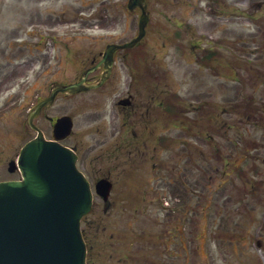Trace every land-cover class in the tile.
Segmentation results:
<instances>
[{"label": "rangeland", "instance_id": "1", "mask_svg": "<svg viewBox=\"0 0 264 264\" xmlns=\"http://www.w3.org/2000/svg\"><path fill=\"white\" fill-rule=\"evenodd\" d=\"M124 1L44 0L42 9L45 10L46 16L44 17L49 28L48 32L52 33V36L55 35L54 33H60L61 36L58 37H63V41L59 42L57 38L53 40L55 45L50 40L47 41L50 58L46 62L33 57L30 64L15 67V76L10 83L16 95L14 133L9 130L13 123L12 120L4 121L7 123V129L2 128L3 123H0V180L19 177L18 172L11 174L6 171V168L9 157L16 156L21 145L34 136L24 120L30 105L41 96H46L43 88L50 81L73 80L75 65L67 58L69 56L67 47H81L94 42L95 38L91 41L81 36L99 35L102 30L113 31L111 35L108 34L110 36L103 37L106 40L117 41L116 37L119 36L121 38L119 42H124L134 36L139 13H128ZM260 1L262 0H223L220 6L212 5L215 15H210L208 10L196 15L193 9L190 10L194 0H190L186 6L181 8L178 6L171 8L168 2L156 7L152 0L148 1L151 18L147 27V35L138 47L139 55L131 56L135 58V61L142 60L144 66L148 65L149 68H153L151 67L153 64L159 67L157 74L160 92L176 91L194 101L206 97L207 105L210 106L207 115L214 113L217 103H223L224 114L220 116L224 126L222 132L224 133L225 127L231 124L239 129V134L228 132L229 139L232 138L236 145L233 147L231 142L223 141L221 146L224 161L216 162L207 158L208 166H213L211 169L208 167L209 170L206 169L207 165L201 159L190 160V165L187 161H184L182 165L181 163L176 165L180 173L175 179L186 180V189L179 183L171 187L167 181L172 178L162 169L161 175L166 176L165 181L161 180V182L155 181L154 183V179L144 176L117 179L119 181L117 190L111 195L113 206L107 216L101 212L99 215L96 214L95 217H101L102 221L94 224V227H99L101 230L107 225L108 219L113 217L117 218L116 226L122 229L123 234L118 232L111 239L108 232L103 234L102 231H98L102 237L98 238L97 248L113 255V260H104L101 264H121L118 261L124 257L127 259L129 250L138 249L141 250L138 260H130L127 264H159L158 253L163 247L154 240L157 233L154 231L160 227L156 225L155 229H152L154 218L157 217L172 219L169 246L172 253L169 264H264V182L259 181L264 179V166L261 167V173L254 181H248L245 177L240 181L235 174L238 171L237 168L240 169L242 166L244 172H240L239 175L248 174L247 177L250 178L249 168L252 162L264 165V29L259 30L255 25L254 28L253 22L251 23L249 19L252 15L256 17L254 24H259L257 17L260 11L259 9L256 11L251 5L258 4ZM30 3L31 1L0 0L1 27L8 30V25H12L9 20L11 12L29 9ZM201 6H206L204 1L201 2ZM236 8L239 11V17H225L226 13H231L232 10L235 12ZM95 10L102 12L106 10L108 14L105 18L99 16L93 18ZM157 13L165 17V20L169 17L171 20L174 19L179 25L181 23L176 20L184 15L186 23L182 25L179 32L175 33L171 29L172 24L169 25L165 20L155 21L154 17ZM261 19L264 20V16ZM86 25L95 26L94 33L88 31L84 35L85 30L69 33L73 28ZM164 26L166 28H163ZM190 26L193 31L188 28ZM66 35L78 38L70 41L69 37L65 38ZM112 36L115 39H112ZM207 48L219 49V54L216 56L219 57V63L216 64V69L199 68L200 62L196 63L197 56H202ZM253 50L256 54H252ZM239 84L244 87L240 89ZM122 88L119 86L118 92L122 93ZM24 89H27L26 92ZM251 95H253L251 108H235L247 101L245 99ZM91 98L92 95L78 98L57 97L55 102L46 109L45 114L51 118L71 115L75 121L74 129L83 130L87 127L85 125L87 116L94 112L91 109V104H93ZM207 105L201 112H191L189 117L205 114ZM97 113L103 115V111ZM247 115L249 121L245 119ZM213 116L215 115L212 114ZM110 120V116L107 115V121ZM35 124L50 137L49 121L38 118ZM114 126L119 130L116 123ZM195 128L197 129L194 131L201 132L204 129L203 123L201 122V127ZM207 130L211 135L213 134L212 144L217 142L215 140L218 135L215 130L211 127ZM104 132L101 137L111 136L109 127ZM179 134L180 131L177 129L167 133L172 136H179ZM192 134L194 133H190V139L194 138ZM97 136L94 133L88 134L87 137ZM196 141H189L191 146L193 144L197 146H192V149L190 147L191 152H185V154L188 153L187 156L195 155L200 158L199 147L207 154L212 151L209 147L211 141L208 144L204 143L205 145L200 140ZM219 142L220 139H218ZM181 148L184 149L183 146ZM171 150L170 147L160 146V163L165 166L173 165L177 161L179 151L172 152ZM180 153L183 156V151ZM247 155L250 156L248 165L244 161ZM226 159L230 162L236 160L234 164L227 165L225 164ZM233 165H236V168L233 169ZM193 166H196L197 170H192ZM184 170L185 174H182ZM181 175L183 177H180ZM200 175L205 177L200 178ZM260 184L261 187H259ZM147 187L152 190H148ZM153 201H155L154 204ZM159 202L166 210L158 208ZM95 203L99 210H102L101 199L96 198ZM137 203L140 204L137 206ZM127 226L138 233L136 238L132 232L128 231L129 228L126 229ZM143 228L150 231V237H145L140 242ZM131 236L133 244L125 245L124 237L131 238ZM257 242H259V247L255 245ZM100 255L103 259L108 254L102 252Z\"/></svg>", "mask_w": 264, "mask_h": 264}, {"label": "flooded vegetation", "instance_id": "2", "mask_svg": "<svg viewBox=\"0 0 264 264\" xmlns=\"http://www.w3.org/2000/svg\"><path fill=\"white\" fill-rule=\"evenodd\" d=\"M18 1H31L29 9H19L11 12L9 20L12 22V25H8V30L0 25V123H3L2 128L7 129V123H4V121L12 120L13 123H11V129H9L12 133H14L16 95L12 90L13 86L11 87L10 83L15 76V67L30 64L33 57L36 60L42 59L43 62H46L50 58L47 51V41L50 40L51 43L55 45V43L48 38V27L46 18L44 17L46 14L45 10L42 9V2L44 0ZM152 1L156 7H160L162 4L168 2V6H171V8H175L176 6L181 8L186 6L190 0ZM202 1L205 2V7L201 6ZM222 1L223 0H194L191 4L192 8H190V10L193 9L196 15L206 10H208L210 15H215L212 5L220 6ZM262 2H264V0L260 1V3ZM146 4L148 6V0H146ZM18 5L21 6L20 3H18ZM257 6L260 7V4ZM132 12L137 13L138 9L136 8ZM107 14L106 10L103 12L101 10H95L92 17L99 16L100 18H105ZM229 16L235 18L239 17L238 9L236 8L235 12L232 10L231 13H226L225 17ZM263 16L264 14L259 15L260 18ZM154 18L156 19H154L155 21L165 20V17L163 18L159 13H157ZM166 19L167 20L165 21L169 23V25H175H170L175 33L179 32L184 26L183 24L186 23L184 15L176 20L179 21L181 25H179L178 22H175L174 19L171 20L170 17ZM251 19L254 20L252 17ZM1 22L4 23L5 21ZM148 25L149 23L145 28V36L138 44L131 48L116 49L107 65L104 63L101 64V66H98L93 72L86 76L85 80L87 83L98 82L103 77V81L99 87L69 96L78 98L81 96L92 95L91 99L93 104H91V109L94 110V112L87 116V122H85L87 127L85 129L75 130L74 126L71 133L67 137L62 138L59 142L65 147L70 148L76 154L77 167L89 182L90 189L93 193H95L97 182L100 180H106L110 183L109 200L106 203L102 202V210H99L98 205L94 203L91 212L81 221L82 236L86 244L87 264H101L104 260H113V255L111 253L97 248V241L100 236L102 237V235L98 234V231H102L103 234L108 232L111 239H113L118 232L122 233V229L116 226L117 218L112 217L108 219L107 225L102 227L101 230H99V227L95 228L94 224H99L102 221L101 217H95L96 214L99 215L101 212V214L104 213L107 216L111 210L113 206L111 195L117 190L116 188L119 183L117 179H125L128 176H144L154 179V183L155 181L161 182V180L165 181L164 177L166 176L164 174L161 175V169L164 172H168L171 178L172 176H179L178 174L180 173V170L176 168V165H179L180 163L182 165L184 161H187L190 165V161H188V159L190 160V155L187 156L188 153L185 154L187 151L191 152L190 147L192 149L193 146L189 143V141H191L188 137L189 133L193 129H197L195 127H201V122L204 126L201 133L204 130L206 131L210 126H214L215 129L219 131H222L223 129L222 117L220 118L223 114V103H217L215 105V116L212 117V111L210 115H207L208 107L210 106L207 105L208 101L206 100V97L194 101L180 93H171L168 91L160 92L157 74V69L159 70V67L153 64L151 66L153 68H149L148 65L144 66L142 60L135 61V58L132 57L134 55H139L140 51H138V47H140L147 35ZM160 27L162 26L160 25ZM94 28L96 27L86 25L77 27L76 29L82 31L85 30L83 33L85 35L88 31L94 33ZM163 28L166 27L164 26ZM188 28L193 31L191 26ZM137 30L138 25L135 27L134 37L137 35ZM112 32L113 31L102 30V33L99 35H82L81 38L86 40L92 41L93 38L96 40L81 47H67L69 48L67 50V52H69L67 58L75 65L73 80L67 82L51 81L48 85L44 86L43 91H46V94L49 96L52 85L55 86V89L58 85L68 84L78 80L84 71L96 67L99 62H101L102 54L106 46H120L127 42H119L121 39L119 36H117L118 38L116 37L117 41L106 40V38H103L110 36ZM109 33L110 35H108ZM67 37H69L68 39L70 41L78 38L76 36L70 37L66 35L65 38ZM99 39L101 41H97ZM112 39L115 38L112 36ZM201 61L202 59H196V63L200 62L199 68L204 67L205 69L210 70L211 68L216 69V64L219 63V57L214 59V65H209L206 62L202 63ZM119 86L123 87L121 90L122 93L118 92ZM25 90L24 92H26ZM65 96L68 95L57 93L55 98ZM206 105L207 108L205 114L193 118L189 117L191 112H201ZM99 111H103V115L98 114L97 112ZM107 115L110 116V121H107ZM203 115H205V117H202ZM38 118H44L49 121L50 127L56 119L54 118L51 120V118L45 114V108L41 109L40 114L37 116V119ZM98 119L100 120L97 121ZM90 122H93V124H90ZM115 123L119 126V130L115 128ZM108 127L110 128L111 136L101 137L104 135V131H106ZM176 129L180 131L179 136L167 135L169 131H175ZM94 133L98 136L87 137L88 134ZM47 139L51 140L52 136ZM196 140H200L203 144H207V139L197 138L195 141ZM160 146L166 148L170 147L172 152L179 151L177 161L173 165L165 166L163 163H160ZM182 146L184 147L183 150L182 148L180 149ZM13 150L14 149L12 148V151ZM181 151H183V156H181ZM15 157L16 156L9 157L8 159L6 168L8 173H16L15 168L12 165ZM167 169L168 171H166ZM182 174H185V170ZM180 177L183 176L181 175ZM146 181L147 179L145 182ZM167 183L171 187H174V178L168 180ZM147 189L152 190L150 187H147ZM94 197L97 198V196ZM154 202L155 201H153V204ZM139 204L140 203H137V206ZM159 207H161L160 203L158 204V208ZM161 209L163 211L166 210L163 206ZM169 212L171 213V210ZM122 220L128 221L124 219ZM171 220V218L167 217L164 219L160 217L154 218L152 229H155L154 227L156 225L160 227L158 230L155 229L156 231H154L155 233L157 232L154 240L163 247L158 253L159 259L157 261L159 264H169L171 258L172 252L169 250L171 244L170 237L172 234ZM128 228L130 229L128 231L132 232V235H135L136 238L138 233L133 231L131 227L127 226L126 229ZM161 228L163 229L161 230ZM149 232L150 231H146L145 228L141 229L140 242L143 241L145 237H150ZM128 237H124L125 240L123 241L125 242V245L131 246L133 244V237ZM151 238H153V236ZM102 252L108 254L107 257L102 259L100 255ZM153 253L154 250L152 251V254ZM140 255V249L136 251L129 250L127 259L124 257L118 262L121 264H127L130 260L137 261ZM139 262L142 263L141 260H139Z\"/></svg>", "mask_w": 264, "mask_h": 264}, {"label": "water", "instance_id": "3", "mask_svg": "<svg viewBox=\"0 0 264 264\" xmlns=\"http://www.w3.org/2000/svg\"><path fill=\"white\" fill-rule=\"evenodd\" d=\"M143 0H129L127 8L139 6V35L126 46L139 41L144 33L147 12ZM115 47H108L104 60ZM75 83L60 86L50 98L39 102L27 116L37 135L20 150L17 166L21 179L0 182V264H85V245L80 220L91 209L88 183L75 166V156L55 142L45 141L32 124L41 107L54 93H77L96 85L84 84L85 75ZM99 85V84H98ZM71 121L60 118L54 137L69 132ZM108 184L98 183L96 193L104 200Z\"/></svg>", "mask_w": 264, "mask_h": 264}, {"label": "trees", "instance_id": "4", "mask_svg": "<svg viewBox=\"0 0 264 264\" xmlns=\"http://www.w3.org/2000/svg\"><path fill=\"white\" fill-rule=\"evenodd\" d=\"M247 117V116H246ZM220 158V156L218 155L217 156V159H219ZM226 162V161H225ZM240 174V173H239ZM238 176V178H240L239 180L241 181L242 180V178L243 177H245L246 178V180H248V181H250L249 179H248V177H247V175L245 174V176H243V175H237ZM264 182V179H262V183Z\"/></svg>", "mask_w": 264, "mask_h": 264}]
</instances>
